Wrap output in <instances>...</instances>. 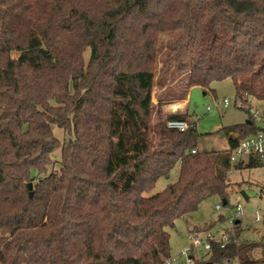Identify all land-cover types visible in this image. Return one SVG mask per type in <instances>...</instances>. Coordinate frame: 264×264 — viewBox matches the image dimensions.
Here are the masks:
<instances>
[{
    "label": "trees",
    "instance_id": "16d2710c",
    "mask_svg": "<svg viewBox=\"0 0 264 264\" xmlns=\"http://www.w3.org/2000/svg\"><path fill=\"white\" fill-rule=\"evenodd\" d=\"M171 71L187 89L169 100L230 79L264 102V0H0V264H163L168 227L211 196L229 204L232 166L263 164L231 149L260 127L245 109L216 131L226 149H200L195 125L167 127L190 114L153 102ZM240 223L213 264H264Z\"/></svg>",
    "mask_w": 264,
    "mask_h": 264
},
{
    "label": "rangeland",
    "instance_id": "374dc122",
    "mask_svg": "<svg viewBox=\"0 0 264 264\" xmlns=\"http://www.w3.org/2000/svg\"><path fill=\"white\" fill-rule=\"evenodd\" d=\"M166 37V36H165ZM90 50L85 52V60L89 59ZM170 82L167 83V89L164 90L157 86L153 90V102H158V96L162 95L168 99L165 103L164 109L168 113L172 111L182 112L188 108L190 122L196 126L200 134L198 146L202 150H218L222 146L227 148V138L223 133H216V131L226 125L243 122L248 114L245 109L239 106L235 101V86L232 80L225 79L221 81H214L210 88L214 90H205L201 86H194L189 90L188 98L182 100H169L178 97L185 92L186 81L185 77L179 73H169ZM168 75H165V79ZM206 91V92H205ZM225 97L231 100L229 107L216 106ZM253 104L262 107L264 102L253 101ZM211 107V109H208ZM55 134L63 140L64 131L58 127L54 128ZM224 149V148H223ZM60 159V151H56L54 160ZM246 160V159H245ZM247 161V160H246ZM234 164V162H233ZM180 173L179 164H177L169 175L161 177L156 183L155 187L145 193V196H150L162 191L169 183L175 182ZM229 188L228 199L229 204L224 205L221 197L214 195L204 200L199 208L192 214L181 217L175 221L173 227H168L170 232V252L171 256H178L177 264H185V260L179 256L181 249L189 243V234L195 229L204 228L207 222L215 220L219 215L225 217L233 214V206L241 202L243 206V215L241 220V236L240 242H256L258 244V251L254 255L262 257L264 255L261 250L264 248V162L257 167H243L235 168L232 166L229 172ZM244 191L248 199L242 195ZM220 207L217 208L216 205ZM259 210L261 220H255V211ZM206 223V224H205ZM220 223V222H219ZM218 224V223H216ZM228 226V225H226Z\"/></svg>",
    "mask_w": 264,
    "mask_h": 264
},
{
    "label": "built area",
    "instance_id": "2783aa9c",
    "mask_svg": "<svg viewBox=\"0 0 264 264\" xmlns=\"http://www.w3.org/2000/svg\"><path fill=\"white\" fill-rule=\"evenodd\" d=\"M235 101L243 109H247L248 114L254 119L260 130L255 134H250L239 139L234 148L231 149V162H247L255 159L264 162V108L258 107L253 103H248L242 97H235ZM231 100L225 97L218 102L216 106L229 107ZM211 109V107H208ZM193 122L184 119H170L167 127L173 130L184 131L188 129ZM194 125V124H193ZM196 152V149L193 150ZM247 161H246V160ZM220 207L219 204L216 205ZM233 214L228 216L223 223L214 224L211 227L195 229L189 234V243L185 245L179 256L185 260V264H202L211 262V251L213 246L219 245L225 247L232 240L235 226L239 224L240 216L243 215V206L238 202L233 206ZM255 220L260 221L261 215L259 210L255 211ZM228 225V226H226ZM179 257L168 256L163 264H177ZM211 264H213L211 262ZM222 264H247L238 258L230 259Z\"/></svg>",
    "mask_w": 264,
    "mask_h": 264
},
{
    "label": "crops",
    "instance_id": "0c3cea01",
    "mask_svg": "<svg viewBox=\"0 0 264 264\" xmlns=\"http://www.w3.org/2000/svg\"><path fill=\"white\" fill-rule=\"evenodd\" d=\"M187 98H188V96H187ZM172 112H176V111H172ZM182 112H188V108H187V106H186V109H185L184 111H182ZM188 113H189V112H188ZM247 117H248V116H247ZM246 119H247V118H246ZM246 119H245V120H246ZM245 120H244V121H245ZM188 121H190V119H188ZM244 121H243V122H244ZM231 136H235V134L232 133ZM226 138H227V137H226ZM227 147H228V138H227ZM223 148L226 149L225 146H222V149H223ZM218 149H221V148H218ZM219 216H223V220H219V219H218ZM219 216H218L215 220H210V221H208L207 224L210 223V222H213L214 224L219 223V222H220V223H223V222L226 220V218H227V217H225V216L222 215V214L219 215ZM240 222H241V220H240ZM205 224H206V223H205ZM240 224H241V223H240ZM198 229H199V228H198Z\"/></svg>",
    "mask_w": 264,
    "mask_h": 264
},
{
    "label": "water",
    "instance_id": "95a60500",
    "mask_svg": "<svg viewBox=\"0 0 264 264\" xmlns=\"http://www.w3.org/2000/svg\"><path fill=\"white\" fill-rule=\"evenodd\" d=\"M29 186L30 187L32 186V183L31 182H29ZM242 195H243V197L245 199H248V196H247V194L244 191H242ZM202 264H211V262H205V263H202Z\"/></svg>",
    "mask_w": 264,
    "mask_h": 264
}]
</instances>
